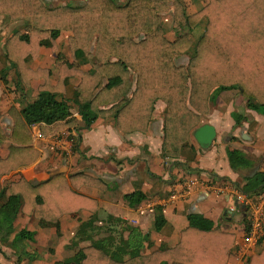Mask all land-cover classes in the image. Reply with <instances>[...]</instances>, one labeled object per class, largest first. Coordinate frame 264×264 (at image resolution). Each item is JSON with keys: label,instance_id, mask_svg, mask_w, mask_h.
Returning <instances> with one entry per match:
<instances>
[{"label": "trees", "instance_id": "trees-1", "mask_svg": "<svg viewBox=\"0 0 264 264\" xmlns=\"http://www.w3.org/2000/svg\"><path fill=\"white\" fill-rule=\"evenodd\" d=\"M171 8L175 27L192 30L206 19L205 30L195 43L187 33L174 40L166 36L161 13ZM0 14L25 21L24 31L14 33L5 46L7 60L25 82L27 76L42 73L27 68L25 61L37 57L44 45L54 48L63 30L72 31L73 58L86 57L94 68L87 72L64 63L56 85L41 86L37 100L19 112L10 109L15 123L9 137L0 125V145L7 138L26 144L11 146L8 157L0 159V245L13 249L17 262H32L38 256L26 251L23 242H35L36 231L16 230L20 213L37 219L41 227H52L58 226L64 214L92 209L94 216L78 228V235L89 244L79 248L71 261L56 264H236L232 253L235 234L215 227L202 214L188 216L189 226L176 246L143 254L136 238L117 242L113 236L96 237L101 228L96 223L98 202L71 184L78 185L75 178L79 177L82 182L107 188L101 179L80 172L70 176L71 183L64 174H57L37 184L21 177L5 187H1V179L37 160L31 125L41 124L47 136L75 125L68 101L61 99L72 75L81 77L73 102L87 127L99 116L112 114L124 132L145 133L156 104L164 102L162 155L174 164L201 116L209 113L210 103L222 91L239 89L248 99L247 107L264 114V0H208L193 14H187L181 0H87L83 5L59 7L44 0H0ZM191 50L188 62L180 63ZM2 75L6 78V69ZM103 78L107 83L101 87ZM242 117L235 114L236 122ZM229 160L233 168L252 165L239 149L229 150ZM237 187L249 196L264 193V173L258 172ZM146 197L139 190L125 196L131 207ZM161 222L157 221V229ZM248 264H264V249L252 255Z\"/></svg>", "mask_w": 264, "mask_h": 264}, {"label": "crops", "instance_id": "crops-1", "mask_svg": "<svg viewBox=\"0 0 264 264\" xmlns=\"http://www.w3.org/2000/svg\"><path fill=\"white\" fill-rule=\"evenodd\" d=\"M44 1L51 7H59L67 4L79 6L87 0ZM118 1L125 3L127 0ZM181 2L187 14H193L201 10L208 0ZM173 13V8L161 13V23L166 36L174 40L179 34L187 33L195 43L205 30L206 19H202L192 30H188L174 26ZM24 27L25 21H12L0 14V73L6 69V78L0 74V125L6 137L11 135L15 123L10 109L14 108L19 112L37 100L41 86L56 85L64 63L83 71H94L88 58H73L69 42L72 31L63 30L56 38L54 48L44 45L37 57L25 61L27 68L42 71L34 77L27 76L25 82L19 77V70L11 67L7 60L5 47L8 38L17 31H24ZM191 53L192 50L182 57H187L186 62H181L182 64L188 62ZM80 82V76H70L61 95V99L68 101L70 116L75 125L55 135L69 133L75 142L73 152L69 155L57 152L52 145V138L55 136L44 135L41 124L31 125L29 130L33 138L32 145L39 151V156L32 164L22 165L3 176L1 187L21 177L37 184L57 174H64L71 183L70 176L82 172L99 178L108 185L107 188H101L82 182L79 177L75 178L78 185L71 184L77 192L98 202L97 225H110L118 236L123 237L122 241L136 238L142 245L143 254L176 246L182 231L189 226L188 216L199 213L212 220L215 227L235 234L232 253L237 258L236 264H248V261L239 256L240 247L245 240V227L243 228L240 222L244 221L246 214L244 205L240 202L239 192L235 189L239 190L237 185L243 186L249 177L258 172L264 173V114L248 108V99L239 89L222 91L216 100L210 103L209 113L201 116L197 126L211 123L216 127L217 136L213 144L209 149H202L193 135L194 129L197 128L195 127L189 140L183 145L182 155L174 164V161L171 162L162 155L163 117L166 108L164 102L159 101L156 104L152 122L145 133L124 132L118 127L112 114L99 116L87 127L78 106L73 102L76 87ZM106 83L107 79L103 78L101 87ZM106 108L109 106H102V109ZM235 114L243 115L240 123L236 122ZM242 131L249 138L243 137ZM21 143L17 144L8 138L2 140L0 159L8 157L11 146L26 145ZM230 149L241 150L251 160L252 165L233 168L229 160ZM183 188H186L187 194H182ZM137 190L147 197L140 204L131 207L125 196ZM256 196L252 197L257 198ZM93 213L92 209H81L76 213L64 214L58 226L52 227H41L37 219L20 213L15 227L20 220H24L23 228L36 231L35 242L39 238V241H42L43 237L47 238L49 235H53L52 240L55 237L59 239V234L62 233L60 240L66 245L70 243L67 242V236L74 235L72 239L78 236L83 243L79 247L81 248L89 242L81 239L78 228L82 222L90 220L94 216ZM111 217L121 221L111 220ZM31 218L36 221L32 223ZM157 221H163L160 229H157ZM26 224L28 225L25 226ZM98 235L96 237H99ZM111 236L114 237V234L108 232V235L99 238ZM115 240L117 241V238ZM262 249L264 242L257 247L256 253Z\"/></svg>", "mask_w": 264, "mask_h": 264}, {"label": "rangeland", "instance_id": "rangeland-1", "mask_svg": "<svg viewBox=\"0 0 264 264\" xmlns=\"http://www.w3.org/2000/svg\"><path fill=\"white\" fill-rule=\"evenodd\" d=\"M185 57V56H184ZM183 59V58H182ZM179 60V62H186L187 57L183 60ZM2 74V72L0 73ZM31 144H33V142H31ZM27 221V218H26ZM36 220L31 218V222H35ZM246 223V225H245ZM25 221H19L17 223L16 226V230L17 229H21L24 227ZM28 224H26L25 226H27ZM240 225H242V227L246 228L247 226V220L245 219L244 221L240 222ZM109 233H113L114 237L117 238V241L120 242V240L122 241V236L121 235H117V233L114 232V228H112L110 225H103L101 226L100 229H98V236H106ZM123 232V231H122ZM121 232V233H122ZM246 234V232H245ZM62 233L59 234V239H57L58 237H55L54 240H52L53 235H49V237L46 236L43 237L44 240L39 241L41 238L38 239V241L36 242H32V241H26L23 242L24 244V248L26 249V251L28 252H34L37 254L38 258L32 262H30L28 259H23V261H21L20 263L17 262V255L16 252L11 249L10 247L4 246V245H0V264H56L57 261H61V262H66V261H71L73 259V256L76 253V250H78V248L80 246L83 245V243L80 242V238H73V236L70 237L67 236V242H70L66 245H64V243L60 240V237H62ZM75 241H79V242H75ZM26 243V244H25ZM71 243H73L71 245Z\"/></svg>", "mask_w": 264, "mask_h": 264}, {"label": "built area", "instance_id": "built-area-1", "mask_svg": "<svg viewBox=\"0 0 264 264\" xmlns=\"http://www.w3.org/2000/svg\"><path fill=\"white\" fill-rule=\"evenodd\" d=\"M52 145L55 150L61 154L69 155L73 152L75 142L69 133L55 136L52 138ZM239 198L241 204L244 205V214L248 220L247 228H245V240L240 247L239 256L248 261L257 251V247L264 242V193L253 198L240 191ZM182 194H187L186 188H183ZM234 210V209H232Z\"/></svg>", "mask_w": 264, "mask_h": 264}, {"label": "water", "instance_id": "water-1", "mask_svg": "<svg viewBox=\"0 0 264 264\" xmlns=\"http://www.w3.org/2000/svg\"><path fill=\"white\" fill-rule=\"evenodd\" d=\"M241 134L243 137L249 138L244 131ZM193 135L202 149H209L217 136V130L213 124L206 123L195 128Z\"/></svg>", "mask_w": 264, "mask_h": 264}]
</instances>
